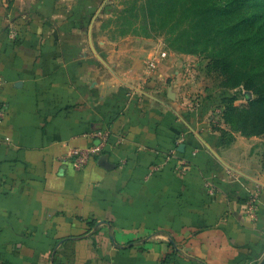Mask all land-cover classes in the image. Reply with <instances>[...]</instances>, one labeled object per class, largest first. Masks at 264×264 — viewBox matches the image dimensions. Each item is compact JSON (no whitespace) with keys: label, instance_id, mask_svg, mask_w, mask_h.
<instances>
[{"label":"crops","instance_id":"crops-1","mask_svg":"<svg viewBox=\"0 0 264 264\" xmlns=\"http://www.w3.org/2000/svg\"><path fill=\"white\" fill-rule=\"evenodd\" d=\"M108 2L0 0V264H260L264 137L189 111L200 85L106 33ZM99 132L84 169L66 162Z\"/></svg>","mask_w":264,"mask_h":264},{"label":"trees","instance_id":"trees-1","mask_svg":"<svg viewBox=\"0 0 264 264\" xmlns=\"http://www.w3.org/2000/svg\"><path fill=\"white\" fill-rule=\"evenodd\" d=\"M186 3L189 7L180 19H190V28L179 37L194 32L204 50L214 44L210 71L227 77L226 87H242L248 102L245 107L234 105L237 95L225 89L210 104L225 106L222 120L231 131L244 137H264V0H147L149 9L159 11H180ZM166 23L162 18L161 26ZM221 132L224 137L228 134L224 129Z\"/></svg>","mask_w":264,"mask_h":264},{"label":"rangeland","instance_id":"rangeland-1","mask_svg":"<svg viewBox=\"0 0 264 264\" xmlns=\"http://www.w3.org/2000/svg\"><path fill=\"white\" fill-rule=\"evenodd\" d=\"M216 1L225 3V0ZM188 7L189 4L186 3L180 11L178 9L159 11L155 7L149 9L147 0H109L106 9L109 18L104 24L105 31L114 38L137 37L154 42L157 54L147 62V69L150 60L158 56L159 59L154 70L157 69V65L162 60L179 59L183 69V80H188L189 83L194 82L195 85L198 83L201 87V90L197 92H186L188 101L186 107L189 111H197L205 103H211L212 99L222 95L225 89H229L230 93L237 95L238 99L234 105L247 106L248 102L243 97L246 92L242 87L228 88L225 86L227 77H221L210 71L208 64L212 53L211 49L215 47L214 44L209 45L208 49L204 50L201 45L202 42L197 40L194 32L179 37L183 30L190 28V19L184 22H181L180 19L181 13H184ZM164 17L167 19V23L162 27L161 20ZM162 54H166V56L162 58ZM214 106L216 109L214 113L218 114L216 117H219L221 123L224 124L222 113L225 106L222 103Z\"/></svg>","mask_w":264,"mask_h":264},{"label":"built area","instance_id":"built-area-1","mask_svg":"<svg viewBox=\"0 0 264 264\" xmlns=\"http://www.w3.org/2000/svg\"><path fill=\"white\" fill-rule=\"evenodd\" d=\"M15 35V32H12ZM166 54H162L161 57L164 58ZM160 57V58H161ZM159 56L157 58H154L150 60L148 63V69L154 70L156 68V64L158 62ZM3 84L2 79H0V86ZM7 105L6 104H0V127L3 125L7 118ZM100 141L101 144L98 146H91L85 149H72L71 152L69 153L68 157L66 158V162L70 163L76 170H82L84 169L89 162L97 157L100 152L102 151V143L106 142L107 139V134L104 132H99L97 133L96 136ZM2 141L0 140V144ZM183 162L185 164V160H181L180 163ZM187 164V163H186ZM209 193L211 195H215L214 188L212 185H209ZM261 187L256 186L249 198L247 199L244 208H243V213L246 218H256L257 213L260 207V200H261Z\"/></svg>","mask_w":264,"mask_h":264},{"label":"water","instance_id":"water-1","mask_svg":"<svg viewBox=\"0 0 264 264\" xmlns=\"http://www.w3.org/2000/svg\"><path fill=\"white\" fill-rule=\"evenodd\" d=\"M178 151L181 153H184L185 152V145L184 144L180 145ZM260 264H264V259L261 261Z\"/></svg>","mask_w":264,"mask_h":264}]
</instances>
